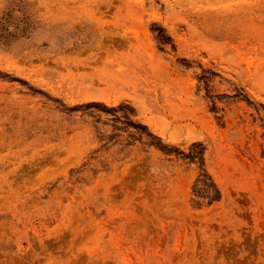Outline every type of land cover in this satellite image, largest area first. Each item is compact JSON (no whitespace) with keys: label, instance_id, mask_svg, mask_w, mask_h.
<instances>
[{"label":"rangeland","instance_id":"rangeland-1","mask_svg":"<svg viewBox=\"0 0 264 264\" xmlns=\"http://www.w3.org/2000/svg\"><path fill=\"white\" fill-rule=\"evenodd\" d=\"M0 264H264V0H0Z\"/></svg>","mask_w":264,"mask_h":264}]
</instances>
